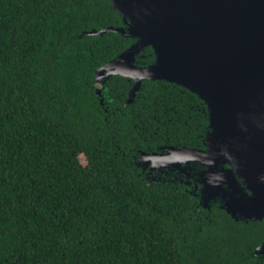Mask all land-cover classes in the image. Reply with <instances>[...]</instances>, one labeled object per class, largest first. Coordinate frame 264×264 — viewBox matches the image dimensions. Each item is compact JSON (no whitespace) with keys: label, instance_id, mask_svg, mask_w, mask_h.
I'll use <instances>...</instances> for the list:
<instances>
[{"label":"trees","instance_id":"16d2710c","mask_svg":"<svg viewBox=\"0 0 264 264\" xmlns=\"http://www.w3.org/2000/svg\"><path fill=\"white\" fill-rule=\"evenodd\" d=\"M122 26L111 0H0V264H264V221L210 213L139 165L203 149L209 113L165 81L132 102L128 78L98 84L134 40L87 33Z\"/></svg>","mask_w":264,"mask_h":264},{"label":"water","instance_id":"95a60500","mask_svg":"<svg viewBox=\"0 0 264 264\" xmlns=\"http://www.w3.org/2000/svg\"><path fill=\"white\" fill-rule=\"evenodd\" d=\"M133 45L100 68L98 84L128 78L130 101L145 81H165L207 105L210 132L203 149L142 152L145 171L201 177L202 195L219 198L235 221L264 219V0H112ZM152 48L155 62L139 66ZM101 95V92H98ZM102 104H103V100ZM208 201H205L208 203ZM209 209V205H205ZM264 253V242L254 255Z\"/></svg>","mask_w":264,"mask_h":264},{"label":"flooded vegetation","instance_id":"af4514ba","mask_svg":"<svg viewBox=\"0 0 264 264\" xmlns=\"http://www.w3.org/2000/svg\"><path fill=\"white\" fill-rule=\"evenodd\" d=\"M148 174H149V177L152 180H156V181L167 182V181H169V180L172 179L171 176H169L165 171H162V170H153V172H150V173L148 172ZM189 177H191V178H188V175H186V174H183L181 172H179V173L177 172L176 174H174V177L173 178L175 180H179L181 183H183L187 187L191 188V190H192L191 192L193 194H195L196 197L199 198L198 199L199 200V203H200V205L204 209H207V208L204 207L205 205H207V206L209 205V209H207V210L210 213H212V210H213L214 206H218L220 208L219 202H218L219 201V198L218 199H215V198L213 199L212 198L211 200L208 201L207 200V198H208L207 196H204L203 197V195H202L203 185L201 184L202 178L200 176L199 177L195 176V174H192V176L189 175ZM205 201H208V203H206ZM221 210H223L227 214H229L227 212V210H225V209H221ZM229 216H230L231 219H233V217L231 216V214H229ZM261 221H264V219L261 220ZM261 221H259V222H261ZM236 222H242V223L249 224V223H252L254 221H250V222H246V221L245 222L244 221H236ZM261 245H259L258 247H256L254 249V252L257 250V248L261 247ZM261 255H264V253H262Z\"/></svg>","mask_w":264,"mask_h":264}]
</instances>
